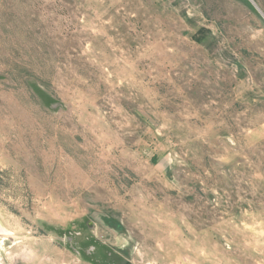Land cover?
<instances>
[{
  "label": "rangeland",
  "instance_id": "1",
  "mask_svg": "<svg viewBox=\"0 0 264 264\" xmlns=\"http://www.w3.org/2000/svg\"><path fill=\"white\" fill-rule=\"evenodd\" d=\"M0 264H264V0H0Z\"/></svg>",
  "mask_w": 264,
  "mask_h": 264
},
{
  "label": "water",
  "instance_id": "2",
  "mask_svg": "<svg viewBox=\"0 0 264 264\" xmlns=\"http://www.w3.org/2000/svg\"><path fill=\"white\" fill-rule=\"evenodd\" d=\"M93 226L91 223H90V227Z\"/></svg>",
  "mask_w": 264,
  "mask_h": 264
}]
</instances>
